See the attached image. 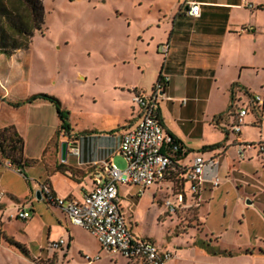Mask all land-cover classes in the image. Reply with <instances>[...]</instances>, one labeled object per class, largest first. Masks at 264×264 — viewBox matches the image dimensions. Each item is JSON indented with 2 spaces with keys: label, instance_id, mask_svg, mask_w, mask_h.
Here are the masks:
<instances>
[{
  "label": "rangeland",
  "instance_id": "374dc122",
  "mask_svg": "<svg viewBox=\"0 0 264 264\" xmlns=\"http://www.w3.org/2000/svg\"><path fill=\"white\" fill-rule=\"evenodd\" d=\"M159 2L164 6L172 3L171 0H42V32L34 33L27 51H20L12 59L0 56V97L5 93L4 97L7 98L6 104L0 106V123L14 116L23 119L36 112L28 107L17 108L12 105L36 94L51 96L59 101L62 109L68 112L72 135L121 123L131 107L137 112L138 107L131 101L127 88L136 85L145 88V91L149 90L152 82L155 83L154 74L159 58L152 47L157 36L150 42L138 39L136 34L148 22L157 20ZM255 20L260 32V26L264 25V14L258 13ZM260 45L258 73L256 76L247 73L244 77L255 88V93L264 97V92L259 89L264 83V71L261 70L264 67V35L260 38ZM12 71L15 78L7 82L4 76L9 77ZM162 101L160 110L164 113L167 111L186 145L193 149L187 161L196 155L195 149L202 140L224 143L227 136L218 130L219 127L213 121L202 119L201 116L181 117L176 102L171 107L166 97ZM242 102L238 107L245 104L246 100ZM222 106L220 100L217 105L211 103L210 109ZM42 111L51 127L52 136L56 126L54 106L49 105ZM109 114L112 119H109ZM252 119L245 120L239 137L230 133L229 146L220 147L216 152L214 166L208 163L204 167L203 174L212 180L218 178L221 183L203 194L208 200L202 201L200 206L182 208L175 214H164L162 203L168 197L167 188L159 189V185H153L142 192L136 188L123 189L122 212L133 233L175 252L174 264H220L202 251H194L192 246L198 239L232 252L242 247L263 246L264 158L256 157V149L247 152V155L253 156L251 161L243 159L238 163L237 147L232 144L236 137L247 140V143H264V106L256 121L251 122ZM38 133V130H32L23 138L30 154L35 151ZM73 140L60 133L51 148L57 154L60 142L72 144ZM203 157L208 161L214 155L205 153ZM72 160L75 157L69 154L68 161ZM34 163L26 159L27 166L22 171L26 179L37 180L40 168ZM114 164L119 169L125 167L120 156L115 157ZM7 178L18 187L22 186V180L10 175ZM31 197L36 198L35 194ZM12 200L21 202V199ZM246 200L253 202V205H246ZM34 203L37 204V211L43 214V219L51 215L44 201L35 200ZM9 218L10 224L5 229L7 234L25 243L29 256L9 246V249L0 247V264H79L82 261L78 259L77 245L83 248L80 253L83 257L94 258L99 252V259L90 264L128 262L121 254L98 251L94 240L81 231L76 233L77 242L69 251L67 260L61 262L55 256L51 259L45 255L37 259L39 244L45 238L39 220L16 221L12 215ZM213 235L219 238L215 240ZM258 250L264 253L263 248L252 249Z\"/></svg>",
  "mask_w": 264,
  "mask_h": 264
},
{
  "label": "crops",
  "instance_id": "0c3cea01",
  "mask_svg": "<svg viewBox=\"0 0 264 264\" xmlns=\"http://www.w3.org/2000/svg\"><path fill=\"white\" fill-rule=\"evenodd\" d=\"M171 1V5L168 6H164L159 2V17L157 20L145 24L144 29L140 28L136 35L138 39L143 41L146 39L150 42H153L154 36H157L152 46L154 54L159 58L154 80L156 82L161 75L168 76L170 79L169 84L164 89L163 97H166L167 102L171 103V107L173 106V102L178 104L177 111L181 117L196 118L201 116L202 119L208 121H213V119L217 118L218 130L228 131L224 143L221 144L222 148H226L229 146L228 136L230 135L228 125L234 122V118L228 117L230 111L228 107H236L239 103H243V100H246L247 103L251 96L260 95L255 93V88L248 82V78L244 77V74L251 73L256 76L259 70L260 38L264 35V25L260 26V32H258L255 18L258 13L264 14V2L260 0H244L246 4L251 5V8H248L243 4L242 0ZM187 2H196L201 5L199 18L193 19L185 14L184 11ZM158 32L159 35H157ZM164 43L169 44V53L166 57H163L157 51L158 46ZM19 53L20 51H17L11 57L6 58L12 59ZM261 70L264 71V67ZM14 78L15 73L13 71L9 74V77L4 76L7 82L14 80ZM80 79L82 78L80 77ZM153 83L147 91L144 90L145 88L141 86L137 87L136 85L127 88L130 91L131 101L134 92L150 93L155 84ZM259 89L264 92V83L259 86ZM4 96L5 93L0 97V106L7 100ZM162 99L159 101V120L164 132L173 135L184 148L185 156L181 164L191 163L195 156H201L204 159L203 154L211 153L214 157L208 161L204 160L207 164L212 163L214 166L217 160V157H215L217 155L216 152L220 148L212 151H202L206 146L217 144L212 141L202 140L195 149L196 155L187 161L193 149L186 145L181 136L182 134H180L181 132L174 126L175 124L170 120L167 111L164 113L160 110V103L163 102ZM262 99L264 101V97ZM220 100L223 102L222 108L211 110V103L214 102L217 105ZM182 101H184V104ZM49 105L51 104L43 100H37L31 104L23 105L19 108L28 107L31 110L34 109L37 111L33 114L26 115L23 119L14 116L0 123V129L13 126L22 138L26 137L32 130L33 132H37L38 130L35 151L30 154L26 149V142L24 141L23 154L25 159L35 161L34 165L40 168L37 180H29L25 178L22 172L5 168L0 159V192H3V197L0 198V247L9 249V246L20 251L8 242L11 240L21 245L25 250L24 255L29 256V251L25 243L15 240L5 230L10 224L9 217L11 215L14 216L18 212L27 211L30 213V218L27 221L30 220L32 222L34 218H37L41 223L42 232L45 234L43 243L39 244L40 253L37 259L44 255L51 259L55 256L62 262L64 259H68L69 251L76 245V233L78 231L84 232L93 239L98 246V251H100V246L96 239L86 230L70 225L63 212L59 208L48 205L41 196V200L47 204L46 206H48V210L51 213L50 216H46L43 219V214L37 211V204L34 203L37 199L31 196L35 194L36 197L40 183H47L55 196L81 202L84 195L90 192L93 186L91 177L93 171L92 164L94 162L99 164L106 162L114 163L115 157H119L118 152L122 136L128 127L138 118V111L135 112L131 107L127 117L121 123H113L112 125L101 128L102 130H90L87 132H91V134L79 136L78 139L72 141V144L78 149V153L73 154L69 151L66 161L61 162L60 152L58 151L56 154L51 147L49 148V143L53 139L60 123L56 115V126L54 134L51 136V127L46 120L44 111H42L43 108ZM263 106L264 102L258 111H250L245 120L251 117V119L253 118L250 120L251 122L256 121L258 115L263 111ZM226 108L227 110L225 112ZM108 117L109 119L113 118L110 114ZM212 127L214 128V126ZM82 132H76V134ZM220 135L222 134L220 133ZM238 137L233 140V146H236L237 143L248 142L247 140H240ZM257 151L258 155L256 157L259 159L260 157L264 158L258 149ZM69 154L74 156L75 160L68 161ZM252 159L253 156L247 155L246 152L244 160L251 161ZM236 160L238 163L242 161L239 159ZM59 164L73 168L74 177L70 178L68 174L54 171L55 167ZM27 168L29 170L32 169V167ZM8 175L22 180V186L18 187L14 184L13 180L7 178ZM172 177L173 175L167 177L164 183L159 185V189L163 187L168 189L172 183ZM203 178L204 182L200 194L201 202L208 200L203 197L205 192L215 189L211 185L212 179L208 178L206 174H203ZM125 188L131 190L136 187L119 186V206L121 211V192ZM13 198L17 200L21 199V202H15L12 200ZM250 203L253 205V202L250 201ZM14 220L17 221V219ZM130 230L133 233L131 228ZM133 235L135 234L133 233ZM136 237L149 239L146 237ZM214 237L216 238L215 240L219 238ZM59 239L64 241L63 246L57 250H52L50 248L51 241H57ZM45 245L46 247H44ZM192 247L195 248L194 251L200 250L212 260H217L215 262H219L220 264H264V253L260 250L252 251L253 248L264 249V245L259 247H242L235 252L226 249L222 250L213 246L219 250L230 252L233 254L231 257L212 256L196 246ZM159 248L172 253V259L166 264H174L175 252H172L167 247ZM82 250L83 248L77 245L76 251H79L77 254L78 259L80 258L79 260L82 261L79 264H86L84 257L80 254ZM97 253L99 255V252Z\"/></svg>",
  "mask_w": 264,
  "mask_h": 264
},
{
  "label": "built area",
  "instance_id": "2783aa9c",
  "mask_svg": "<svg viewBox=\"0 0 264 264\" xmlns=\"http://www.w3.org/2000/svg\"><path fill=\"white\" fill-rule=\"evenodd\" d=\"M242 2L251 8L244 0ZM184 12L188 17L197 19L200 17L201 5L187 2ZM157 51L166 57L169 44H160ZM169 80L168 76L161 75L150 93L134 92L132 102L138 107V118L121 139L118 154L125 162L123 169H119L113 162H94L91 176L93 186L81 202L59 198L47 183L39 184V192L48 205L59 208L70 225L86 230L96 239L101 251L121 254L127 259V264H166L173 255L170 251L159 248L155 242L133 235L119 206V186L136 187L142 192L153 185L164 183L167 177L173 175L168 187V197L162 203L164 214H175L179 209L201 205L203 169L207 162L201 156H195L191 163L181 164L185 156L184 148L164 132L159 120V101L163 98ZM262 104V97L253 95L246 104L239 107L236 105L234 123L229 127V132L238 136L249 112L258 111ZM236 147L239 160H243L245 153L254 149H258L264 157V143H237ZM69 151L78 153L76 146L71 143ZM1 163L5 168L20 172L9 160ZM219 184L218 178L211 181L213 188ZM2 197L3 192H0V198ZM12 218L27 221L30 213L21 211ZM63 244L64 241L59 239L51 242L50 248L57 250ZM84 259L86 264H90L98 260L99 255L94 258L86 256Z\"/></svg>",
  "mask_w": 264,
  "mask_h": 264
},
{
  "label": "trees",
  "instance_id": "16d2710c",
  "mask_svg": "<svg viewBox=\"0 0 264 264\" xmlns=\"http://www.w3.org/2000/svg\"><path fill=\"white\" fill-rule=\"evenodd\" d=\"M43 23L44 9L42 0H0V56L2 55L5 57H11L17 51H27L31 42L30 39L34 35V33L36 31L42 32ZM37 100L46 101L54 106L57 118L60 122L53 139L49 143V148L60 133H63L64 136L73 138L74 140L78 139L79 136L91 134V132L86 131L72 135L70 133L71 127L68 123V112L65 109H62L61 104L54 97L43 94H36L26 98L23 101L14 102L12 105L19 108L23 105L31 104ZM228 110H230L228 113V117L234 118V107L230 106L228 107ZM216 120L217 118L213 119V122L218 127ZM231 125L232 123L228 126L230 127ZM223 132L225 133V135L228 134V131ZM168 134L177 143H179L178 139H176L170 133ZM220 147L221 144H214L204 147L202 151H212ZM23 150L24 140L16 132L13 126H7L0 129L1 161L9 160L12 165L18 168L20 172H22L23 169L27 166ZM54 171L62 174H68L70 178L74 177L73 168L67 167L64 164L57 165ZM8 242L18 248L23 254H25V250L21 247V245L11 240H9ZM193 246L204 250L206 253L212 256H233V254H231L230 252L219 250L218 248L211 246L208 242L200 239L196 240L193 243Z\"/></svg>",
  "mask_w": 264,
  "mask_h": 264
},
{
  "label": "water",
  "instance_id": "95a60500",
  "mask_svg": "<svg viewBox=\"0 0 264 264\" xmlns=\"http://www.w3.org/2000/svg\"><path fill=\"white\" fill-rule=\"evenodd\" d=\"M160 95H162V93ZM68 150H69V143L67 141L60 142L59 152H60V161L61 162L66 161ZM36 199L41 200V195H40L39 191L36 192ZM246 205H251L250 201H246Z\"/></svg>",
  "mask_w": 264,
  "mask_h": 264
}]
</instances>
